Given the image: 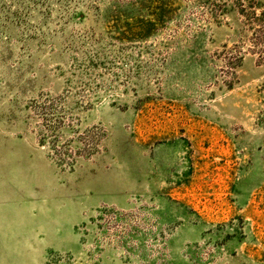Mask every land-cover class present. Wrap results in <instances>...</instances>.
<instances>
[{
    "label": "rangeland",
    "instance_id": "obj_1",
    "mask_svg": "<svg viewBox=\"0 0 264 264\" xmlns=\"http://www.w3.org/2000/svg\"><path fill=\"white\" fill-rule=\"evenodd\" d=\"M0 264H264V0H0Z\"/></svg>",
    "mask_w": 264,
    "mask_h": 264
}]
</instances>
